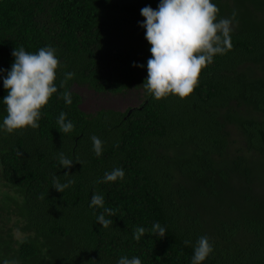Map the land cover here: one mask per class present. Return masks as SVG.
<instances>
[{
  "label": "trees",
  "instance_id": "1",
  "mask_svg": "<svg viewBox=\"0 0 264 264\" xmlns=\"http://www.w3.org/2000/svg\"><path fill=\"white\" fill-rule=\"evenodd\" d=\"M211 2L218 18L237 13L232 49L201 70L189 96L157 101L142 85L151 53L138 22L159 0H0V67L9 70L21 46H51L60 61L39 127L0 131V264H117L122 256L191 264L204 235L213 251L202 264H264V0ZM66 72L75 76L61 87ZM80 87L105 97L135 92L123 110L89 113ZM6 94L0 79V124ZM61 112L69 133L60 132ZM92 136L103 142L100 156ZM60 153L74 160L70 168L59 166ZM115 168L123 179L103 182ZM54 175L75 183L58 192ZM96 194L103 207L90 206ZM156 222L163 238H133Z\"/></svg>",
  "mask_w": 264,
  "mask_h": 264
},
{
  "label": "clouds",
  "instance_id": "2",
  "mask_svg": "<svg viewBox=\"0 0 264 264\" xmlns=\"http://www.w3.org/2000/svg\"><path fill=\"white\" fill-rule=\"evenodd\" d=\"M219 11L218 6L211 0H159L155 9L151 6L140 9L144 20L138 24L145 30L144 38L150 44L151 53L146 64L147 77L142 83L146 94L157 101L167 98L169 94L181 99L189 96L198 87L201 70L211 64L217 54H226L232 49L230 34L237 13L233 10L231 18H218ZM11 55L14 60L10 69L0 67V73L6 71V76H0V79L7 92L2 98L7 114L0 124V131L9 134L39 127L38 121L43 107L58 91L54 81L60 67L56 49L51 46L40 47L36 52L25 51L21 46L14 48ZM133 66L144 67L135 62ZM74 76V72H66L60 86L63 87ZM61 98L66 104L72 103L70 91L63 92ZM81 105L82 102L79 107ZM80 109L83 110L81 107ZM66 115L61 112L57 120L62 133H69L74 128L71 121L65 122ZM91 139L95 154L100 156L103 142L96 136ZM58 159L61 167L70 168L73 165L74 160L66 158L63 153L59 154ZM64 174L67 176L69 173ZM124 175L122 168H115L105 172L103 182H115L123 179ZM74 183L71 179L61 183L54 175L52 187L63 193L65 188ZM90 206L103 207V196L93 195ZM104 213L115 216V211L111 208H105ZM104 213L97 216V222L108 228L113 221L106 219ZM146 232L163 238L166 229L156 222L150 230L136 228L133 238L139 241ZM183 243L187 246L190 241L184 240ZM212 251L213 245L209 238L206 235L199 237L194 245L191 264H202ZM3 264L15 262L4 260ZM117 264H141V260L139 257L129 259L122 256Z\"/></svg>",
  "mask_w": 264,
  "mask_h": 264
},
{
  "label": "rangeland",
  "instance_id": "3",
  "mask_svg": "<svg viewBox=\"0 0 264 264\" xmlns=\"http://www.w3.org/2000/svg\"><path fill=\"white\" fill-rule=\"evenodd\" d=\"M81 92L83 93V101L82 105L80 106L84 111L92 113L100 108H109L115 107L116 109L123 110L126 105L129 103L130 99L132 98V92H128V94H115L109 95L105 97L103 94L94 93L92 90L88 88L80 87ZM1 193V191H0ZM1 196V195H0ZM16 236H21L20 234H16Z\"/></svg>",
  "mask_w": 264,
  "mask_h": 264
}]
</instances>
